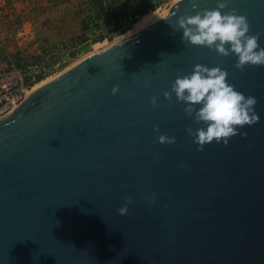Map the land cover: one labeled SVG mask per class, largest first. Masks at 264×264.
<instances>
[{"label": "water", "instance_id": "1", "mask_svg": "<svg viewBox=\"0 0 264 264\" xmlns=\"http://www.w3.org/2000/svg\"><path fill=\"white\" fill-rule=\"evenodd\" d=\"M192 2L173 1L0 118V264H264V66L239 70L234 54L182 42L175 26ZM225 2L264 48V0ZM198 64L226 71L259 115L203 151L187 133L202 125L164 98Z\"/></svg>", "mask_w": 264, "mask_h": 264}, {"label": "rangeland", "instance_id": "2", "mask_svg": "<svg viewBox=\"0 0 264 264\" xmlns=\"http://www.w3.org/2000/svg\"><path fill=\"white\" fill-rule=\"evenodd\" d=\"M173 1L3 0L0 86L21 81L31 93L97 46L130 33L146 15L169 11Z\"/></svg>", "mask_w": 264, "mask_h": 264}, {"label": "clouds", "instance_id": "3", "mask_svg": "<svg viewBox=\"0 0 264 264\" xmlns=\"http://www.w3.org/2000/svg\"><path fill=\"white\" fill-rule=\"evenodd\" d=\"M191 7L195 15L180 16L175 26L182 30V42L206 47L222 57L234 54L237 58L235 67L239 70L245 66H264V48L258 44L259 34H249L250 26L245 16L239 15L236 9L224 11L228 7L225 0H218L214 9H199L198 0H193ZM227 77L228 73L220 67L198 64L190 74H177L171 91L164 92V98L169 102L174 93L176 101L186 105L183 109L186 116L202 125L195 130L187 129L199 151L213 141L227 145L232 137L241 134L238 129L259 121V115L255 113L256 98L245 97L236 91L233 85L228 84ZM144 86H148L147 81ZM118 91L116 86L112 94ZM150 103L155 107L157 98L152 97ZM154 131L158 132V129ZM246 136V132L242 133V137ZM158 142L172 145L176 141L175 137L159 135ZM125 199V205L118 209L121 216L128 213V205L132 203L130 196Z\"/></svg>", "mask_w": 264, "mask_h": 264}, {"label": "built area", "instance_id": "4", "mask_svg": "<svg viewBox=\"0 0 264 264\" xmlns=\"http://www.w3.org/2000/svg\"><path fill=\"white\" fill-rule=\"evenodd\" d=\"M27 91L21 81L9 82L0 86V118L12 113L26 96Z\"/></svg>", "mask_w": 264, "mask_h": 264}, {"label": "bare ground", "instance_id": "5", "mask_svg": "<svg viewBox=\"0 0 264 264\" xmlns=\"http://www.w3.org/2000/svg\"><path fill=\"white\" fill-rule=\"evenodd\" d=\"M174 1H175V0H174ZM168 12H169V11H166V12L163 13V14H162V13H154V14H148V15H146L145 17H143V19H142L141 21H139V22L135 25L134 29L131 30L130 33H128L127 35H125V36H123V37L117 39L114 43H116V42L121 41V40H123V39H125V38H127V37H130V36L134 35V34L137 33L138 31H140L141 29H143V28H145V27L151 25L152 23H154L156 20H158V19H160V18L165 17L166 15H168ZM105 47H107V45H99V46H97V48H96V52L99 51V50H101V49H103V48H105ZM40 85H41V84H40ZM40 85H39V86H40ZM37 87H38V86H37ZM37 87H35L34 89H36ZM28 94H29V90L27 91L26 95H28ZM10 114H11V113H10ZM10 114H9V115H10Z\"/></svg>", "mask_w": 264, "mask_h": 264}, {"label": "trees", "instance_id": "6", "mask_svg": "<svg viewBox=\"0 0 264 264\" xmlns=\"http://www.w3.org/2000/svg\"><path fill=\"white\" fill-rule=\"evenodd\" d=\"M63 1H69V0H63ZM142 7L144 6V4L141 2ZM140 5H137V9H140L141 7H139ZM136 10V9H135ZM139 11V10H138Z\"/></svg>", "mask_w": 264, "mask_h": 264}]
</instances>
